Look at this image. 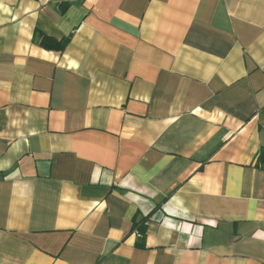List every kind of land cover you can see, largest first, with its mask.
I'll return each mask as SVG.
<instances>
[{
	"label": "crops",
	"instance_id": "0c3cea01",
	"mask_svg": "<svg viewBox=\"0 0 264 264\" xmlns=\"http://www.w3.org/2000/svg\"><path fill=\"white\" fill-rule=\"evenodd\" d=\"M0 264H264V0H0Z\"/></svg>",
	"mask_w": 264,
	"mask_h": 264
},
{
	"label": "trees",
	"instance_id": "16d2710c",
	"mask_svg": "<svg viewBox=\"0 0 264 264\" xmlns=\"http://www.w3.org/2000/svg\"><path fill=\"white\" fill-rule=\"evenodd\" d=\"M69 6V4L65 5L64 10ZM63 10V11H64ZM38 43L41 47L47 49V50H53V51H63L65 47L67 46L68 42L70 41L69 38L63 39V40H56L54 38L48 37L45 34L39 32L38 33ZM134 230H137L140 233L139 242L137 243V246L141 248H145L144 240L146 237V226L144 224H136Z\"/></svg>",
	"mask_w": 264,
	"mask_h": 264
}]
</instances>
